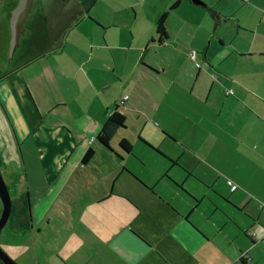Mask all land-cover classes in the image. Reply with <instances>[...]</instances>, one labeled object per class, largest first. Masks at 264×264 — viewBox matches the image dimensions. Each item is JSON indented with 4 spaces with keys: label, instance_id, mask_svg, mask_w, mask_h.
<instances>
[{
    "label": "crops",
    "instance_id": "crops-1",
    "mask_svg": "<svg viewBox=\"0 0 264 264\" xmlns=\"http://www.w3.org/2000/svg\"><path fill=\"white\" fill-rule=\"evenodd\" d=\"M101 1L64 4L70 13L60 15L58 39L28 52L0 81L1 87L22 75L38 112L54 114L52 122L69 128L75 145L74 131L85 133L60 168L51 163L50 174L35 141L25 148L13 123L25 98L14 85L0 93V157L10 166L19 207L28 208L21 220H32L26 234L16 226L14 258L21 264H264V0H237L230 32L223 29L230 17L225 8L209 7L211 16L193 0ZM164 12L168 37L160 41ZM125 95L119 110L127 127L109 149L97 139L105 122L97 118ZM92 114L84 132L79 120ZM25 125L30 137L32 126ZM122 136L149 151H122ZM89 148L95 152L86 162ZM150 155L165 164L150 166ZM181 159L187 177L208 192L192 194L178 182L173 167ZM166 181L174 194L163 190Z\"/></svg>",
    "mask_w": 264,
    "mask_h": 264
},
{
    "label": "rangeland",
    "instance_id": "rangeland-1",
    "mask_svg": "<svg viewBox=\"0 0 264 264\" xmlns=\"http://www.w3.org/2000/svg\"><path fill=\"white\" fill-rule=\"evenodd\" d=\"M36 1L38 2V4H37L36 11H35L34 24L28 27L26 35L23 38L24 41L21 42V40L19 39V44L16 45V49L13 54V56H15L16 54L17 59L15 60L14 58H12V62H11L13 66H16L19 60L21 51L31 52V51H35V49L40 48V47L51 46L53 42L52 40L58 39L57 28L59 24L58 22H60L59 20L60 15H68L70 13L69 7L67 8L58 7L61 2H65L66 0H36ZM106 1L108 0H102L101 3L106 2ZM203 1L206 3V5H204L206 9H209L210 7L219 12L221 11V8H225L227 13L232 12L233 10L238 8V3L236 2L237 0H211L213 1V3L216 2V6H213L207 0H203ZM96 13H98V11ZM231 14L229 13L228 15H224L226 17L230 16L228 19H226V22L223 26V29L228 32L232 31L234 28V24H236L235 17H233ZM210 15H211V11H210ZM3 19H4V16L0 13V21ZM221 26L219 24L216 31L220 32ZM5 28H7V26ZM0 31L2 32L3 37L4 35L7 36L9 33L7 32L8 30L6 29L4 30L3 28ZM54 44H57L55 47L58 49L60 48L62 42H58ZM5 58L6 56L3 57L4 61H5ZM54 59L55 58H53L52 61H54ZM3 83L4 84L0 87V93H2L5 87L14 85L17 96L25 98V101L23 104V112H17L13 115V123L16 124L17 127H19L18 135L20 137L24 136L26 138L25 148H27L30 145V143H33V141H35L36 151H41L43 159L45 161L50 162V164L46 163L45 169L48 173L51 174L53 172V167L51 166V163L59 165V168H60L62 165V161L68 159L69 155L71 157L72 148L75 147L77 149L80 146L79 141L82 139L85 133H83L82 131L78 129L74 131L75 132L74 136L77 140L75 142H77L78 144V145H75L71 130L67 127H57V125H55L52 122L51 117L54 114H51V116L46 117V113L38 112V110L34 107V102H33L31 92L27 84H25V79L22 78V75H14L7 82H3ZM121 100L119 101V103H121ZM102 114L104 116H102L100 119L97 118L98 121L106 120L108 115L106 116L104 112ZM96 115L97 114L95 115L92 114V115L85 117L84 119H80L79 126L81 127V130H83L84 132L85 130L89 132V128L91 126L89 122L95 119ZM26 120H28L29 124L32 126L30 137H27V129L25 125ZM8 123L11 129V132L14 135V132H13L14 124L10 121V119L8 120ZM75 126L78 127L77 124ZM179 130L182 131L181 128ZM154 136H157V134H155ZM67 138H70V139L67 140ZM96 145H97V142H95L94 146L96 147ZM134 147H135V151L141 153L142 155L149 151V150L146 151L145 146L144 148H142L141 146H139V144H135ZM180 150L181 149L179 148V151ZM72 159H75V157L72 156ZM146 160L149 163V165L152 167L159 166V165L163 166L166 162L165 159L159 156H155V155L148 156ZM179 162L182 165L178 164L177 167L176 166L173 167V174H176L174 176H176L179 179V181L175 178L174 179L177 180L179 183L185 185L186 189L192 194L194 192L197 195L201 196L204 193L208 192L207 185L201 183L194 176L187 177L186 175L187 171L184 168L187 165H185L182 159ZM150 166L149 168H151ZM8 168L10 171V166H8ZM88 169L91 170L92 169L91 166H89L87 170H83V172L87 173ZM12 170L13 168L11 167V172ZM2 172H3V175L6 176V170L2 169ZM166 182H167V185H161V186H164L163 190L169 193L171 192L170 194H174V192L176 191V188L171 186V184H169L168 181ZM14 260L17 261L16 259Z\"/></svg>",
    "mask_w": 264,
    "mask_h": 264
},
{
    "label": "flooded vegetation",
    "instance_id": "flooded-vegetation-1",
    "mask_svg": "<svg viewBox=\"0 0 264 264\" xmlns=\"http://www.w3.org/2000/svg\"><path fill=\"white\" fill-rule=\"evenodd\" d=\"M20 0H0V13L4 16V19L0 21V30L2 28L5 30H8L7 32L8 35L3 37L2 32L0 31V81L7 77L9 72H11L15 66L11 64L12 58L15 60L17 59L16 54L13 56L14 51L16 49H12V16L14 13L15 8L19 4ZM68 1L71 2V6H73L74 2L73 0H66L65 2H61L58 7H64L67 8L69 6H65L64 4L68 3ZM38 2L36 0L33 1L31 10L29 12V15L25 17L24 19V32L21 33L19 36V39L21 42H23V38L26 35L27 29L30 25L34 24L35 20V11L37 8ZM7 26V28H5ZM6 34V33H5ZM19 43V40H18ZM23 55L19 57V60H22L23 57H26L28 52L26 51H21ZM6 56L5 61L3 57ZM18 64V62H17ZM16 64V65H17ZM0 169L2 172V169L6 170V176L2 175L7 183L11 199H12V209L9 214V217L5 223V225L0 229V247L4 249V251L8 254L11 255L13 258V254L11 252V248L13 247V242H14V234L16 230V226L18 224H21L22 226V233L26 234L27 231L31 230L32 228V220L31 216L27 219L21 220L24 216L27 215L28 208L23 206L22 208L19 207L18 205V199H17V194L15 191V183L11 181L9 169L6 165H4L1 157H0ZM26 203H28V200L25 199ZM3 213V200L0 194V218L2 217ZM28 233V232H27ZM15 259V258H14ZM0 264H4V261L0 257Z\"/></svg>",
    "mask_w": 264,
    "mask_h": 264
},
{
    "label": "trees",
    "instance_id": "trees-1",
    "mask_svg": "<svg viewBox=\"0 0 264 264\" xmlns=\"http://www.w3.org/2000/svg\"><path fill=\"white\" fill-rule=\"evenodd\" d=\"M167 15H168V12H164L160 16L157 22V32H158V35H159L158 38L160 41L168 37L166 25H165ZM126 123H127V116L119 110V104H118L116 108L108 114L107 119L105 120L102 127L100 128L97 134L98 141L102 143L104 146H106L107 148L112 149L110 143L116 136L119 129H122V128L125 129L127 127ZM119 147L124 152H132L133 142L128 136H122L119 139ZM94 152L95 151L93 148H89L83 160L87 162L94 155Z\"/></svg>",
    "mask_w": 264,
    "mask_h": 264
},
{
    "label": "water",
    "instance_id": "water-1",
    "mask_svg": "<svg viewBox=\"0 0 264 264\" xmlns=\"http://www.w3.org/2000/svg\"><path fill=\"white\" fill-rule=\"evenodd\" d=\"M34 0H20L19 4L14 10L12 16V49H15L16 45H18L19 36L22 32H24V19L29 15L32 4ZM195 3L204 4L206 3L203 0H193ZM0 194L3 200V213L0 218V229L5 225L9 214L12 209V199L7 186V183L2 175L0 169ZM0 257L4 261V264H19L15 261L10 255H8L3 248L0 247Z\"/></svg>",
    "mask_w": 264,
    "mask_h": 264
},
{
    "label": "built area",
    "instance_id": "built-area-1",
    "mask_svg": "<svg viewBox=\"0 0 264 264\" xmlns=\"http://www.w3.org/2000/svg\"><path fill=\"white\" fill-rule=\"evenodd\" d=\"M191 56L195 58V57L197 56V51H196V50H193V51L191 52ZM197 64L199 65L200 62H197ZM229 91L232 92V90H228L227 92H229ZM127 98H128V95H125V96L123 97V99L121 100V103H119V105H120V106L124 105V103H125V101H126ZM95 139H96L95 136H92L89 140H90V142H92V141H94Z\"/></svg>",
    "mask_w": 264,
    "mask_h": 264
}]
</instances>
